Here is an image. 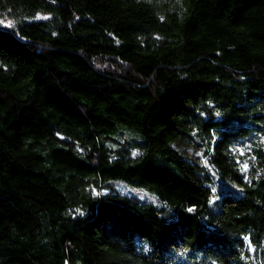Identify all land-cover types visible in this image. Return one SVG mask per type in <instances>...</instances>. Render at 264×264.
Listing matches in <instances>:
<instances>
[{
	"label": "trees",
	"instance_id": "trees-1",
	"mask_svg": "<svg viewBox=\"0 0 264 264\" xmlns=\"http://www.w3.org/2000/svg\"><path fill=\"white\" fill-rule=\"evenodd\" d=\"M0 264H264V0H0Z\"/></svg>",
	"mask_w": 264,
	"mask_h": 264
},
{
	"label": "rangeland",
	"instance_id": "rangeland-1",
	"mask_svg": "<svg viewBox=\"0 0 264 264\" xmlns=\"http://www.w3.org/2000/svg\"><path fill=\"white\" fill-rule=\"evenodd\" d=\"M116 185L118 188L117 190L122 194L129 196H137L138 198L145 199L146 201L158 203L156 196H154L153 194L144 191L140 188H135L124 181L117 180Z\"/></svg>",
	"mask_w": 264,
	"mask_h": 264
}]
</instances>
